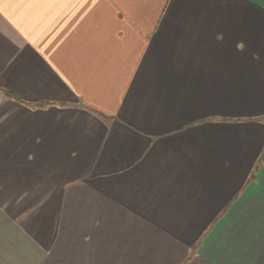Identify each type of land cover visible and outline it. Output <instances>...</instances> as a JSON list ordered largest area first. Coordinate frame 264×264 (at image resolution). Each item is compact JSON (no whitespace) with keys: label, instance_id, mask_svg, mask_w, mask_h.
I'll use <instances>...</instances> for the list:
<instances>
[{"label":"crops","instance_id":"obj_1","mask_svg":"<svg viewBox=\"0 0 264 264\" xmlns=\"http://www.w3.org/2000/svg\"><path fill=\"white\" fill-rule=\"evenodd\" d=\"M263 153L264 0H0V264H264Z\"/></svg>","mask_w":264,"mask_h":264},{"label":"rangeland","instance_id":"obj_2","mask_svg":"<svg viewBox=\"0 0 264 264\" xmlns=\"http://www.w3.org/2000/svg\"><path fill=\"white\" fill-rule=\"evenodd\" d=\"M262 119H261V117H259V119L257 120V121H261ZM26 212L28 213V214H32L33 213V211H32V209H27L26 210Z\"/></svg>","mask_w":264,"mask_h":264},{"label":"trees","instance_id":"obj_3","mask_svg":"<svg viewBox=\"0 0 264 264\" xmlns=\"http://www.w3.org/2000/svg\"><path fill=\"white\" fill-rule=\"evenodd\" d=\"M262 159H264V153H263V155L260 157V160H262Z\"/></svg>","mask_w":264,"mask_h":264}]
</instances>
